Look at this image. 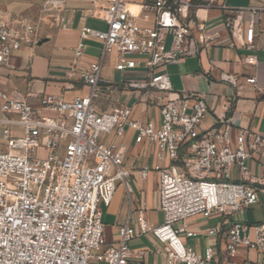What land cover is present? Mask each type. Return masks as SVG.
<instances>
[{
    "label": "built area",
    "instance_id": "1",
    "mask_svg": "<svg viewBox=\"0 0 264 264\" xmlns=\"http://www.w3.org/2000/svg\"><path fill=\"white\" fill-rule=\"evenodd\" d=\"M80 1L105 3L98 20L106 30L84 25L74 48L71 73L88 93L72 100L43 93L36 96L37 104L0 93V264H147L148 251L130 246L146 234L164 247L170 264H245L239 257L251 251L258 253L256 264H264V221L238 219L264 196V135L241 129L234 136L227 123L203 129L211 111L205 94L175 91L161 71L192 53L188 42L196 0H144L141 11L155 15L152 26L145 27L127 0H43V11L58 25H72L63 12L67 3ZM255 1L261 6L250 8L244 36L238 19L226 22L248 49L256 48V22L264 11V0ZM39 40L37 23L23 17L0 20V67ZM90 40L101 44L102 59L80 67ZM114 52L118 72L141 66L147 71L145 81L121 84L144 91L158 117H136L133 106L99 110L115 86L102 75L105 55ZM247 81L255 84L257 78ZM15 128L22 134L14 135ZM129 132L134 144L156 149L154 164L140 169L143 180L158 174L165 217L153 228L146 203L136 201L130 182L122 142ZM164 158L168 166L161 164ZM118 186L126 192L131 214L117 239L108 241L101 206L111 204ZM196 217L218 220L207 230L212 242L202 252L191 243L198 232L187 226Z\"/></svg>",
    "mask_w": 264,
    "mask_h": 264
},
{
    "label": "crops",
    "instance_id": "2",
    "mask_svg": "<svg viewBox=\"0 0 264 264\" xmlns=\"http://www.w3.org/2000/svg\"><path fill=\"white\" fill-rule=\"evenodd\" d=\"M127 1L131 3V9L138 16L141 26H152L154 12H142L139 5L144 0ZM104 5L101 1L95 4L89 1L69 2L63 16L66 19L71 18L73 24L58 25L52 14L43 11V0H0V20L9 21L15 17H23L40 26L38 44L16 52L8 67H0V93L7 91L35 104L38 103L36 96L43 93L64 100L86 95L89 89L78 81V74L71 73L76 62L74 48L80 40V30L84 25L106 30V24L98 20L100 8ZM260 6L255 0H196V25L192 26V41L188 42L192 53L182 61L171 62L161 68V71L169 76L175 91L205 94L211 111L203 121V129L227 123L232 127L234 136L241 129L264 135V11L256 22L255 49L243 47L242 38L236 40L226 26L228 19H238L242 24L244 36L250 20V8ZM40 42L42 43L39 44ZM110 54L105 55L103 59L102 75L115 86L109 98L101 102L99 110L111 111L133 106L136 117H158L157 107L147 101L148 95L146 96L144 91L121 84L122 81L143 82L148 78L147 71L141 66L136 70L118 72L116 66L119 55L114 52L113 62ZM102 56L101 44L90 40L79 66L84 67L90 62L101 60ZM109 63H112V69ZM252 77L257 78L255 84L247 81ZM131 134L132 132H129L122 142L127 146V168L131 172V178L135 179L139 186L135 199L138 202L142 199L147 208L151 204L154 210H160L157 191L148 199L147 192L142 188L143 182L154 181L152 176H156L158 180V174L152 172L147 180H143L140 174L141 168L154 164L156 149L152 145L134 144L130 138ZM161 164L168 166L169 160L164 158ZM252 168L255 170L257 164L252 163ZM101 209L103 219L108 217V223L104 224L105 237L108 241H115L119 226L124 224L131 214L124 188L118 186L111 204L102 205ZM238 219L248 224L263 222L264 196H261L258 205L250 207L243 215H239ZM148 223L151 228L159 225L149 221ZM217 223L215 217H196L188 220V228L197 231L200 236L191 241L199 252L212 242V239L206 236L207 230ZM132 224L138 229L135 214L132 215ZM130 246L132 249L148 251L147 264H170L164 247L151 234L141 235L133 240ZM258 257L256 251H251L241 255L239 260L245 261V264H256Z\"/></svg>",
    "mask_w": 264,
    "mask_h": 264
},
{
    "label": "rangeland",
    "instance_id": "3",
    "mask_svg": "<svg viewBox=\"0 0 264 264\" xmlns=\"http://www.w3.org/2000/svg\"><path fill=\"white\" fill-rule=\"evenodd\" d=\"M100 25H102V24L100 23ZM93 53H96V52H93ZM110 56L113 59L112 61L115 62V60H114V58H115L114 53L113 54H110ZM109 67H110V69L113 68L112 63H109ZM154 113H156V112H154ZM12 133L14 135H20V134H22V130H20V129H12ZM0 139L2 140V137L1 136H0ZM152 180H154V181L149 182V183L143 182V185H142V188L145 189V191L147 192L148 199L150 197H152L153 195L156 194V191H157V188H158V181H159V179L157 180L156 176H152ZM130 182H131V184H132V186L134 188V191H135V193L137 195V193H138L137 189H139V186L135 183V179H133V178H130ZM102 211H103V209H102ZM164 217H165L164 216V212L162 210H154L153 209V206L151 204L147 208L146 218H147V220L150 223L161 225V224L164 223ZM106 223H108V217L107 216H105L104 219H103V224H106Z\"/></svg>",
    "mask_w": 264,
    "mask_h": 264
},
{
    "label": "water",
    "instance_id": "4",
    "mask_svg": "<svg viewBox=\"0 0 264 264\" xmlns=\"http://www.w3.org/2000/svg\"><path fill=\"white\" fill-rule=\"evenodd\" d=\"M43 42V41H42ZM42 42H40L39 44H41Z\"/></svg>",
    "mask_w": 264,
    "mask_h": 264
},
{
    "label": "bare ground",
    "instance_id": "5",
    "mask_svg": "<svg viewBox=\"0 0 264 264\" xmlns=\"http://www.w3.org/2000/svg\"><path fill=\"white\" fill-rule=\"evenodd\" d=\"M138 17V16H137Z\"/></svg>",
    "mask_w": 264,
    "mask_h": 264
}]
</instances>
